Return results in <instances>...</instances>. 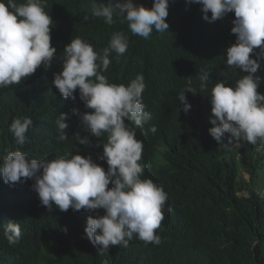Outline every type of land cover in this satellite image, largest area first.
<instances>
[{
    "label": "trees",
    "instance_id": "trees-1",
    "mask_svg": "<svg viewBox=\"0 0 264 264\" xmlns=\"http://www.w3.org/2000/svg\"><path fill=\"white\" fill-rule=\"evenodd\" d=\"M95 2L107 6L115 0ZM134 3L150 8L153 0ZM90 7V0H47L45 11L66 41L80 37L98 52L108 46L114 33L128 36L127 51L121 56L113 52L111 64L103 73L109 83H123L148 71L153 74L149 101L159 112L157 131H149L151 127L145 123L143 128H136V138L143 141L142 158L148 161L152 177L170 195L162 210L161 227L156 230L160 243L145 244L134 237L128 247L111 246L101 255L84 231L88 216L94 213L71 208L63 212L55 206L49 212L31 188L34 181L12 186L0 176V225L18 222L22 233L20 240L10 245L0 226V264H264V193L258 189L264 183V156L254 151V145L237 149L218 144L208 132L212 127L211 89L217 81L234 86L241 76L226 64V49L233 44L234 13L227 14L231 20L226 16L208 22L200 5L170 0L168 29L163 33L154 30L144 39L131 33L119 12L114 13L115 23L107 25L103 18L91 14ZM192 47L199 51L196 67L191 62ZM201 70L209 72L204 92L199 88ZM52 76L43 69L34 77V99L24 97L20 87L0 88V135L3 123L28 116L39 128L33 130L26 147L30 159L51 160L79 150L80 155H91L107 170L106 161L98 158L107 135L97 138L83 128L82 115L91 111L82 106L83 102L78 106V101H72L63 107L54 96L45 94ZM191 78H195L191 86L198 93H186L191 108L187 115L176 117L172 110L176 105L183 106L178 95ZM258 91L263 94L264 88ZM73 108L78 110L77 115L72 114ZM61 113L70 116L66 129L69 139L64 142L56 139L55 121ZM170 122L176 128L168 132ZM76 133L88 137L90 144H79ZM241 167L250 179L242 175ZM98 211L104 214L102 209Z\"/></svg>",
    "mask_w": 264,
    "mask_h": 264
},
{
    "label": "clouds",
    "instance_id": "clouds-1",
    "mask_svg": "<svg viewBox=\"0 0 264 264\" xmlns=\"http://www.w3.org/2000/svg\"><path fill=\"white\" fill-rule=\"evenodd\" d=\"M46 3L47 0H0V88L20 87L24 97L34 99V77L43 69L49 70L53 76L47 80L45 94L54 96L63 107L78 101V106L83 102L82 106L91 109L83 113L82 125L91 136L107 135L106 142H101L103 152L98 158L106 161L108 167L105 170L91 155L82 156L79 150L51 160L30 159L26 147L33 130L39 128L26 116L2 124L0 150L4 155L0 156V176L12 186L34 181L31 188L49 212L55 206L63 212L71 208L94 213L88 216L84 231L101 255L111 246L128 247L134 237L145 244H159L161 236L156 230L161 227L162 210L170 195L152 177L148 161L142 158L143 141L136 138V128H143L145 123L151 127L149 131H157L159 112L149 101L153 74L148 71L123 83H109L103 73L111 64L113 52L121 56L127 51L128 36L114 33L108 46L99 52L80 37L66 41L45 11ZM90 4L91 14L103 18L107 25L115 23L114 13L119 12L131 33L144 39L150 38L154 30L163 33L169 27L166 18L170 0H153L150 8L134 0H115L107 6L90 0ZM186 4L200 5L203 19L208 22L226 16L231 20L227 14L234 13L233 44L226 49V64L241 76L234 86L217 81L211 89L212 127L208 132L218 144L237 149L245 144L254 145L257 152L258 146H264V91H258L259 87L264 88V0H186ZM88 18L84 16L85 21ZM192 49L191 62L196 67L199 51ZM193 79L178 95L183 106L176 105L172 110L176 117L187 115L191 108L186 93H198L191 86ZM199 81L200 91H207L209 72L201 70ZM71 112L78 114L75 108ZM69 119L68 114L61 113L55 121L58 142L69 139ZM170 125L171 122L168 132L176 128ZM74 136L79 144H90L88 137H81L80 133ZM101 209L103 215L99 214ZM0 226L10 245L20 240L18 222Z\"/></svg>",
    "mask_w": 264,
    "mask_h": 264
},
{
    "label": "rangeland",
    "instance_id": "rangeland-1",
    "mask_svg": "<svg viewBox=\"0 0 264 264\" xmlns=\"http://www.w3.org/2000/svg\"><path fill=\"white\" fill-rule=\"evenodd\" d=\"M259 155L261 154H264V146H258L257 147V150H256ZM258 156V155H257ZM241 172H242V175L246 178V179H249L250 178V175L249 173L247 172V170L244 168V167H241ZM262 184L260 186H258V189L264 193V183L261 182Z\"/></svg>",
    "mask_w": 264,
    "mask_h": 264
}]
</instances>
